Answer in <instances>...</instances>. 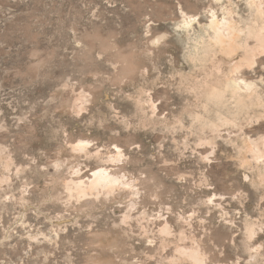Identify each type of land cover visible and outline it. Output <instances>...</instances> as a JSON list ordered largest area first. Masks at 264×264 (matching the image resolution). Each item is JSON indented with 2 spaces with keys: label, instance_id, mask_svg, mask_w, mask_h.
<instances>
[{
  "label": "rangeland",
  "instance_id": "1",
  "mask_svg": "<svg viewBox=\"0 0 264 264\" xmlns=\"http://www.w3.org/2000/svg\"><path fill=\"white\" fill-rule=\"evenodd\" d=\"M226 9L250 17L246 0H0V264H264V160L244 147L264 106L204 128L205 82L233 61L195 65L182 28ZM255 62L241 74L264 91ZM99 167L113 189L71 193Z\"/></svg>",
  "mask_w": 264,
  "mask_h": 264
},
{
  "label": "bare ground",
  "instance_id": "2",
  "mask_svg": "<svg viewBox=\"0 0 264 264\" xmlns=\"http://www.w3.org/2000/svg\"><path fill=\"white\" fill-rule=\"evenodd\" d=\"M246 3L250 9L248 19L239 16L237 20L233 17V12L226 9L222 17H219L217 12H212L210 23L200 32L193 27V22L196 20L193 15L186 16L182 26L191 45L189 57L195 65L207 66L214 61L218 52L224 56L223 58L233 61L231 73L205 82L203 112L197 115V119L202 122L204 128L213 131L218 130L222 125L237 124L238 119L240 117L243 119L242 116L248 115L253 108L264 106V91L258 81L248 79L241 74L244 66H253L256 63L258 51H264L263 3L261 0H246ZM251 39L255 41L253 46ZM90 143L89 140L82 139L78 142V146L86 150ZM263 145L264 139H260L251 140L244 147L253 153L256 160L260 161V159L264 160ZM115 147L121 157L122 149L118 145ZM120 178L108 168L99 167L94 169L92 176L87 180L81 177L72 179L69 188L71 193L85 196L101 188L113 189ZM201 253L198 250H192L189 251L188 256L198 264L202 262Z\"/></svg>",
  "mask_w": 264,
  "mask_h": 264
}]
</instances>
